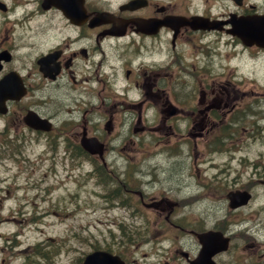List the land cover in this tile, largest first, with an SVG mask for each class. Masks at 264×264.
<instances>
[{
	"label": "flooded vegetation",
	"instance_id": "flooded-vegetation-1",
	"mask_svg": "<svg viewBox=\"0 0 264 264\" xmlns=\"http://www.w3.org/2000/svg\"><path fill=\"white\" fill-rule=\"evenodd\" d=\"M262 13L258 0H0V169L10 171L0 176L7 182L0 223L35 219V199L48 198L57 183L41 188L29 177L49 159L87 177L98 206L123 212L118 224H151V214L186 218L190 251L147 262L117 250L123 264H190L197 233L210 229L232 240L246 231L264 236V90L254 88L264 78L257 73L264 45L236 33L239 17ZM192 14L203 15L206 28H191ZM247 61L253 68L243 74ZM130 129L153 132L158 154L179 171L142 167L146 156L130 154ZM90 136L102 154L81 146ZM35 144L57 149L36 155ZM155 188L160 197L151 196ZM233 191L248 199L230 208ZM178 194L185 203L172 198ZM179 207L187 213L173 214ZM228 252L215 253V264H236ZM250 253L235 252L253 264Z\"/></svg>",
	"mask_w": 264,
	"mask_h": 264
},
{
	"label": "rangeland",
	"instance_id": "rangeland-1",
	"mask_svg": "<svg viewBox=\"0 0 264 264\" xmlns=\"http://www.w3.org/2000/svg\"><path fill=\"white\" fill-rule=\"evenodd\" d=\"M190 1H193L195 4L201 3V0ZM259 2L261 5H264V0H259ZM243 65V72H247L253 68L250 61ZM257 73L260 75L264 74V68L257 71ZM261 80L264 81V78L262 77ZM263 81H259L260 86H264ZM259 90H264V88L259 87ZM117 117L122 119V115H117ZM151 134H153V132L147 130L131 134L132 138L137 141L140 140L138 144H143L144 146L139 149L138 147L132 146L130 148V153L132 155L146 156L141 163L142 167L161 164L162 166H168V168L165 169L167 172H178L179 169L177 163L166 162V159L162 157V154L155 152L158 148L153 147L154 142L150 141ZM43 150V145H36L34 147L35 154H41ZM180 155L183 156L185 153H181ZM35 166L36 169L33 175L29 178L30 180H37L41 188H45L48 185L54 186L57 181L61 182L60 187H57L51 194L53 203L55 204L54 207L48 201L49 197L45 198L43 201L35 199L36 202L34 206H37L35 212L40 215L37 218L40 219L38 223H34L25 229H23L25 222H23V224L0 225V231L5 232L8 227L12 226L14 228L13 230L19 232L16 239L20 241V243L16 246V249L36 242L47 244L48 236L50 235L52 240L48 247L59 249L60 253L57 255L40 257L35 253H17V250H13V253H11L9 248L6 249L0 247V264H80V257L91 250L93 246L104 244L106 240H110L109 230L115 229L112 220L122 213L94 206V197L87 196V190H89L90 187H81L71 178H65L62 164L60 162H56L54 169L51 170L48 169L52 166L49 159L48 161L44 160L42 163L36 162ZM53 171L56 172V175H53ZM8 173H10V171L6 172L0 169V176L7 175ZM44 173H46L45 176H43ZM24 181L25 177L19 178L20 183L24 184ZM3 184L7 185V182H3ZM33 192L34 191L28 189V192H26L28 199H30ZM35 192L43 191L35 190ZM12 193L13 195L15 194L14 190H12ZM23 193L24 190L23 192L18 193V196H21ZM61 193L65 195L64 199H62L60 195ZM154 195L157 197L161 196L160 188L153 189L151 196ZM176 196H179V194ZM172 197L175 198V195ZM176 199L178 200V197ZM86 202H89L91 205H86ZM62 203L66 204V216L62 213L63 211L61 208H59V204ZM77 204L79 205L78 208ZM54 208L58 210V212H56L57 215L53 214ZM225 209L226 207L224 206L219 212L224 211ZM180 210L181 207L173 212H179ZM29 211L32 212L31 207L29 208ZM26 213H24L25 216H27ZM200 213L201 209L192 210L193 215H198ZM176 218L178 217H173V219ZM150 219L152 223L148 227L147 235H144L142 240L138 243H131L122 249L123 254L129 261L132 260V257L139 259L141 258V255H148L149 257L147 258V261L151 260L155 262L156 258L160 257V255L155 252L174 250L190 251V246H194V242L190 239L187 233L185 220L181 223H178V221L170 223L168 221L160 220L158 216H153V214L150 215ZM244 224H246V226L251 225L249 222H244ZM116 231L118 232V229H116ZM159 234H161V236L157 237ZM145 238L148 239L143 242ZM260 242L261 247L259 248ZM229 250L230 251L226 254L225 259L229 261L232 260L236 262V264H248L246 261L239 260L236 257L235 252L237 250L249 251V253L252 251L250 255L253 264H264L263 235H256L255 239L253 235H250L248 231H246L241 234L240 238L234 237ZM255 254H258V256L253 258Z\"/></svg>",
	"mask_w": 264,
	"mask_h": 264
},
{
	"label": "water",
	"instance_id": "water-1",
	"mask_svg": "<svg viewBox=\"0 0 264 264\" xmlns=\"http://www.w3.org/2000/svg\"><path fill=\"white\" fill-rule=\"evenodd\" d=\"M255 22L256 26H260V23L264 21V16H262V19L259 20L256 19ZM259 20V21H258ZM191 25H197V26H203L204 22L200 20V17L194 16L190 19ZM244 41H248L247 38H242ZM235 201V200H234ZM231 201L230 204L232 206L237 205L238 202ZM207 235V234H205ZM201 238V236H200ZM202 241V249L198 255V257L192 262V264H213L212 261H209L210 256L220 250L225 249L227 247V238L220 239V241L216 237H210L207 238H201ZM118 259L117 255H113L109 253L108 251L104 250H95L90 253H88L84 259L82 264H113Z\"/></svg>",
	"mask_w": 264,
	"mask_h": 264
}]
</instances>
